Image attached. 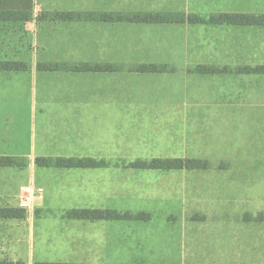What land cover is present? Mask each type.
<instances>
[{"label":"rangeland","instance_id":"1","mask_svg":"<svg viewBox=\"0 0 264 264\" xmlns=\"http://www.w3.org/2000/svg\"><path fill=\"white\" fill-rule=\"evenodd\" d=\"M27 23H0V61L123 66L115 76L0 74V156L29 161L0 170V261L80 264H264V231L244 223V186L229 193L215 151L213 76L198 65L229 63L215 46L228 29L52 24L59 12L262 13L252 0H36ZM107 8H103V7ZM102 7L103 9L97 10ZM56 17V16H55ZM217 60V61H216ZM241 60V61H240ZM234 63L242 57L232 58ZM140 63L171 74L127 73ZM54 65V64H52ZM36 157H87L95 170L40 169ZM153 158L202 160L206 171L134 170ZM234 158V157H233ZM221 160V161H220ZM234 160V159H231ZM151 215L147 222L78 221L74 209Z\"/></svg>","mask_w":264,"mask_h":264},{"label":"crops","instance_id":"2","mask_svg":"<svg viewBox=\"0 0 264 264\" xmlns=\"http://www.w3.org/2000/svg\"><path fill=\"white\" fill-rule=\"evenodd\" d=\"M36 0H0V11H14V12H29L32 13L36 6ZM254 8H264V0H252ZM101 10L107 7H94ZM71 13L79 15V18H74L73 21H60L56 19V14ZM135 13H159V12H102V11H87V12H59L54 17L48 20L52 24H75V25H94L98 27H113L119 25L130 26H188V27H214L219 29H228L229 33L223 36L221 40L216 41L215 52L220 54L227 52L230 58L229 63L224 62L213 65H198L197 67H210L213 73L211 75H203L196 72V68L193 73L199 76H213L214 82L218 86L219 97L216 98L214 108V145L215 151L221 153H228L230 159L223 161L219 165V175L223 179L228 180L229 193L238 194V186H244V195L247 202H251L247 207L248 212L243 216L244 223L258 224L259 229L264 231V27L257 26H231V25H188V24H157V25H144L134 24L119 21L103 22L100 21V15L110 14L113 16H125ZM163 13H178V12H163ZM181 14V13H180ZM185 14V13H182ZM215 14H246V15H264L262 13H215ZM189 15V14H185ZM27 23V22H26ZM242 57V62L234 63L232 58ZM217 61V60H216ZM241 61V60H240ZM2 62V61H0ZM13 62V61H9ZM25 68L22 71H0V74H15L20 75L27 73L32 69L37 76L45 75H67V76H83V77H99V76H115L125 72L123 66L114 63L107 62H82L79 64H88L91 67L97 65L109 66L108 71H90V72H70V67H75V64L66 63H54L38 61L34 66H28L26 63ZM52 64L59 65V69L56 71H48L46 66ZM154 64L165 68L161 73L156 74H141L137 72V68L140 65ZM165 64L155 63H140L130 66L127 70L129 74H135L138 76H158L163 74H171L172 69H168ZM10 157V156H9ZM234 157V158H233ZM18 158V157H14ZM39 158V157H36ZM45 158V157H40ZM50 158V157H47ZM64 158V157H57ZM77 158V157H70ZM87 158V157H82ZM55 159V158H54ZM93 159V158H91ZM161 159V158H153ZM165 159H180V158H165ZM234 159V160H231ZM35 160V158H34ZM40 169H54V168H41ZM164 160V159H162ZM187 160V159H184ZM190 160V159H188ZM198 160V159H195ZM202 161V160H200ZM221 161V160H220ZM99 162V161H97ZM205 162V161H204ZM134 163V162H133ZM207 163V162H206ZM132 164V163H131ZM131 164L129 167L131 168ZM22 168H0V170L14 169L24 170L29 166V161H25ZM106 164L99 168L93 169H67V170H95L105 168ZM133 169V168H131ZM210 166L207 164V169ZM61 170V169H55ZM66 170V169H64ZM137 170V169H134ZM200 170V171H206ZM152 171V170H151ZM19 208V207H10ZM23 209V208H22ZM79 210V209H74ZM88 210H109V209H88ZM113 211V210H112ZM141 213V212H140ZM144 213V212H142ZM148 214V213H146ZM150 215V214H149ZM151 216V215H150ZM151 220V219H150ZM149 220V221H150ZM98 222V221H96ZM114 222V221H113ZM123 222V221H122ZM44 263V262H43ZM68 264H80V263H68ZM138 264V263H129Z\"/></svg>","mask_w":264,"mask_h":264},{"label":"trees","instance_id":"3","mask_svg":"<svg viewBox=\"0 0 264 264\" xmlns=\"http://www.w3.org/2000/svg\"><path fill=\"white\" fill-rule=\"evenodd\" d=\"M32 14L29 12L0 11V23L22 22L26 23L31 20ZM79 18V15L71 13L56 14V19L60 21H73ZM100 21L103 22H126L144 25L157 24H188V25H231V26H257L264 27V15L254 16L246 14H210L200 17L195 14L180 13H135L125 16H113L110 14L100 15ZM70 67V72H90V71H108L109 66L97 65L91 67L88 64H76ZM25 68V65L17 62H0V71L19 72ZM48 71H56L59 65L54 64L46 66ZM165 68L154 64H143L137 68V72L141 74L161 73ZM196 72L203 75H211L213 73L210 67H197ZM25 161L18 160L14 157L0 156V168H22ZM34 164L41 168L54 169H93L103 165L102 161L97 162L91 158H35ZM131 168L137 170H156V171H200L207 169V163L200 160H184V159H151L149 161H136L132 163ZM26 212L22 208L0 207V220H22L25 218ZM69 220L78 221H123V222H147L151 216L146 213H138L132 216L128 213L120 215L112 210H88L79 209L71 210L66 213ZM264 221V217H263ZM0 264H22L0 261ZM34 264H68V263H34Z\"/></svg>","mask_w":264,"mask_h":264}]
</instances>
